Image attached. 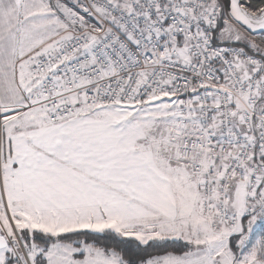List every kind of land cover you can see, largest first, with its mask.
<instances>
[{
	"label": "snow or ice",
	"instance_id": "obj_1",
	"mask_svg": "<svg viewBox=\"0 0 264 264\" xmlns=\"http://www.w3.org/2000/svg\"><path fill=\"white\" fill-rule=\"evenodd\" d=\"M0 264H264V0H0Z\"/></svg>",
	"mask_w": 264,
	"mask_h": 264
}]
</instances>
